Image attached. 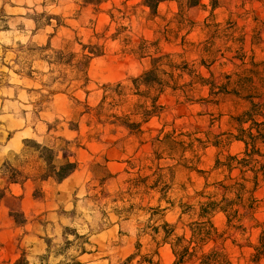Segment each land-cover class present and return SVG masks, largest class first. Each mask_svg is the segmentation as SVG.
Returning <instances> with one entry per match:
<instances>
[{
  "label": "rangeland",
  "instance_id": "obj_1",
  "mask_svg": "<svg viewBox=\"0 0 264 264\" xmlns=\"http://www.w3.org/2000/svg\"><path fill=\"white\" fill-rule=\"evenodd\" d=\"M86 1L0 0V33L9 26L23 27L9 14L12 8H23L38 28L66 27L71 42L53 56L56 63L49 69L34 63L42 54L28 44L27 35L16 45L0 36V98L24 100L23 90H32L39 105L52 99L51 93L62 92L66 100L61 116L69 121L53 128L79 124L92 151L122 149L126 161L119 178L108 184L109 201L94 216L96 221L100 212L101 223L91 224V214V222L72 219L63 227L66 240L52 250L61 257L59 264H82L79 257L93 244L85 230L102 229L108 219L119 222L118 243L106 251L109 264H122L138 245L140 256L130 264H138L142 256L173 264L172 244L179 237L190 239L191 226L201 221L200 203L205 198L219 202L223 196L233 203L226 205L228 214H211L214 231L201 252H220L232 264H264V182L251 209L221 186L231 183L229 175L234 178L239 168L229 173L216 165L228 155L242 157L244 145L235 140L234 118L252 103L264 106V0H200L190 9L169 0L155 13L143 0ZM94 52L103 55L86 69ZM151 69L155 83L149 87L141 77ZM238 82H248L239 97L232 93ZM116 84L124 88L121 97L114 95L119 92ZM104 92L110 96L98 109ZM25 142L36 150L33 141ZM257 148L264 154V145ZM44 158L46 173H51L57 167L55 156ZM47 244L42 261L52 264L47 258L52 242Z\"/></svg>",
  "mask_w": 264,
  "mask_h": 264
},
{
  "label": "crops",
  "instance_id": "obj_2",
  "mask_svg": "<svg viewBox=\"0 0 264 264\" xmlns=\"http://www.w3.org/2000/svg\"><path fill=\"white\" fill-rule=\"evenodd\" d=\"M24 10L12 8L9 13L10 20L22 22L23 27L12 29L9 26L0 36L16 45L20 36L27 35L28 44L42 54L34 63L51 69L56 63L53 56L71 43L66 40L69 31L62 25L50 30L48 26L38 28ZM59 12H62L60 8ZM101 55L103 52L89 58L85 68ZM116 85L119 92L114 95L121 97L124 88ZM133 88L138 89L136 85ZM149 89L147 87L146 91ZM23 91H26L24 100L0 98V118L6 121L0 125L4 133V138L0 139V191L4 190L0 198V264H44L42 259L47 254L48 240L52 248L47 258L52 264H59L61 257L52 250L55 243L58 246L60 240H66L63 227L72 219L83 222L88 218L91 222V214V224L101 223L100 212L96 221L94 216L109 201L108 184L119 178L126 161L122 149L113 147L112 152L101 154L92 151L89 142L83 141L79 124L75 128H70L68 123L62 129L53 128L63 119L69 121L68 117L61 116V103L66 100L62 92H53L52 99L36 105L31 97L33 91ZM109 96L110 93L104 92L98 109ZM25 141L52 149L57 167L70 162L76 164V169L60 182L51 177L42 179L47 171L46 162L39 151L29 150ZM12 171L16 173L15 183L8 179ZM109 220L102 229L85 230L93 244L88 253L79 257L82 264H109L110 256L106 251L110 244L118 243L119 232L118 220Z\"/></svg>",
  "mask_w": 264,
  "mask_h": 264
},
{
  "label": "trees",
  "instance_id": "obj_3",
  "mask_svg": "<svg viewBox=\"0 0 264 264\" xmlns=\"http://www.w3.org/2000/svg\"><path fill=\"white\" fill-rule=\"evenodd\" d=\"M103 0H89L86 2L90 3H99ZM169 1V0H143V5L148 7L151 13H155L157 7L160 3ZM180 2V8H192L200 5V0H178ZM212 8L216 7L212 5ZM94 56L99 55V53H91ZM101 54V53H100ZM160 57L158 58V60ZM156 62V60L154 61ZM155 69V68H154ZM151 69L143 74L141 77L143 84H147L150 87V83H155L150 76L155 71ZM230 82V77L227 79ZM229 82L227 85H229ZM232 82V81H231ZM248 82H241L232 84L234 89L232 91L233 95L240 96L241 88L246 87ZM231 85V83H230ZM246 94V93H244ZM249 96H245V98H249ZM157 102V97H154L152 100V106L155 108ZM234 121L237 123V134L235 135V140H239L244 144V151L242 153V157L240 158L237 155L227 156L223 163L216 160V165L224 166L228 169L229 173L232 170L239 168V173L234 178L231 174L228 178L231 183L227 185H221L223 190L226 192H232L235 194V200H238V204L241 202H248L249 207L255 205L257 200L255 199V192L261 188L260 183L264 182V162H260V159H264V154H261L257 146L259 144L264 145V106L260 103H252V107L236 116ZM249 125L245 127V124ZM9 137V136H8ZM26 145L29 141L25 142ZM33 146L36 150L40 151L42 157L44 158L46 155H49L51 159L54 158L55 153L52 149L46 148L39 144L33 143ZM260 159H258V158ZM45 159V158H44ZM76 169L75 163L66 162L58 167L53 166L51 173H46L42 175V179H46L48 177L53 178L57 182L62 181L66 177H68L74 170ZM250 173V174H249ZM15 171L10 172L8 177L10 183L17 182V178L15 175ZM262 177V179L260 178ZM251 183V188H247L246 184ZM4 195V190L0 191V198ZM244 195L247 197L244 198ZM205 202H201L200 204V213L199 222L194 223L191 228V237L189 240L185 241L182 237L176 238V241L172 244V251L175 257V261L173 264H232L229 259L224 256L222 253L217 251H210L209 253L201 252L202 246L210 238L213 234L214 228L211 223V214L214 211H222L228 214L226 205L231 206L233 201L228 200L226 197L219 201H213L211 198H205ZM225 205V206H224ZM230 208V207H229ZM235 215V212H234ZM252 217V213H251ZM261 226V224H260ZM264 240V225H262V232L260 235V241ZM183 242H186L187 245H183ZM140 245L137 246L136 253H132L129 255L122 264H130L134 258L140 256L139 254ZM201 252V253H200ZM138 264H157L153 261L152 256H142L138 261Z\"/></svg>",
  "mask_w": 264,
  "mask_h": 264
}]
</instances>
